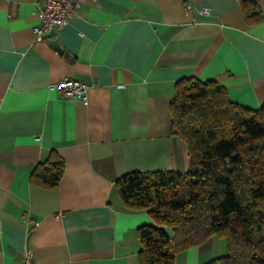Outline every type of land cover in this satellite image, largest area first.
Returning a JSON list of instances; mask_svg holds the SVG:
<instances>
[{
	"label": "crops",
	"instance_id": "crops-1",
	"mask_svg": "<svg viewBox=\"0 0 264 264\" xmlns=\"http://www.w3.org/2000/svg\"><path fill=\"white\" fill-rule=\"evenodd\" d=\"M38 1L0 0V264H19L26 247L34 264H138L137 227L152 219L123 204L115 179L187 169V144L170 131L181 77L264 105V20L247 24L239 0H76L71 20L35 41ZM66 76L85 84L86 100L53 86ZM51 152L64 161L61 179L33 184ZM226 251L213 235L173 264Z\"/></svg>",
	"mask_w": 264,
	"mask_h": 264
},
{
	"label": "trees",
	"instance_id": "trees-1",
	"mask_svg": "<svg viewBox=\"0 0 264 264\" xmlns=\"http://www.w3.org/2000/svg\"><path fill=\"white\" fill-rule=\"evenodd\" d=\"M239 2L247 24L264 20L258 0ZM169 112L171 133L188 147L187 169L115 179L123 204L152 219L137 227L138 264H173L177 252L213 235L227 251L205 264H264V105L248 108L218 82L185 76L174 84ZM63 171L51 152L30 180L55 188Z\"/></svg>",
	"mask_w": 264,
	"mask_h": 264
},
{
	"label": "built area",
	"instance_id": "built-area-1",
	"mask_svg": "<svg viewBox=\"0 0 264 264\" xmlns=\"http://www.w3.org/2000/svg\"><path fill=\"white\" fill-rule=\"evenodd\" d=\"M36 3L38 23L32 27L35 41H45L49 34L57 32L66 25L75 13L76 0H40ZM190 7V2L186 1L185 12H188ZM201 12L208 13V8L203 7ZM53 86L69 100L87 99L85 84L72 77H63L53 83ZM19 264H34L31 248H24Z\"/></svg>",
	"mask_w": 264,
	"mask_h": 264
},
{
	"label": "water",
	"instance_id": "water-1",
	"mask_svg": "<svg viewBox=\"0 0 264 264\" xmlns=\"http://www.w3.org/2000/svg\"><path fill=\"white\" fill-rule=\"evenodd\" d=\"M48 43L53 47L55 48L59 53H62V48L61 46L57 43V41L55 39H50L48 41Z\"/></svg>",
	"mask_w": 264,
	"mask_h": 264
},
{
	"label": "rangeland",
	"instance_id": "rangeland-1",
	"mask_svg": "<svg viewBox=\"0 0 264 264\" xmlns=\"http://www.w3.org/2000/svg\"><path fill=\"white\" fill-rule=\"evenodd\" d=\"M168 229V231H170V228H167Z\"/></svg>",
	"mask_w": 264,
	"mask_h": 264
}]
</instances>
